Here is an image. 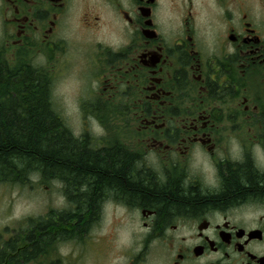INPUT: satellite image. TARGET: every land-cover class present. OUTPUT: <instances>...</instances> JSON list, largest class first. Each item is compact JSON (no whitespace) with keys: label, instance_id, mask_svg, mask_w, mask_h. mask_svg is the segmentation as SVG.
Instances as JSON below:
<instances>
[{"label":"flooded vegetation","instance_id":"1","mask_svg":"<svg viewBox=\"0 0 264 264\" xmlns=\"http://www.w3.org/2000/svg\"><path fill=\"white\" fill-rule=\"evenodd\" d=\"M0 39L9 65L43 58L53 83L56 57L80 41L87 83L97 73L104 108L128 105L119 114L131 129L123 144L75 137L204 201L166 212L121 189L98 192L66 264H264V193L214 201L245 176L264 190V0H0ZM57 228L53 249L64 243ZM37 232L3 228L0 264H38Z\"/></svg>","mask_w":264,"mask_h":264},{"label":"trees","instance_id":"2","mask_svg":"<svg viewBox=\"0 0 264 264\" xmlns=\"http://www.w3.org/2000/svg\"><path fill=\"white\" fill-rule=\"evenodd\" d=\"M49 89L47 74L23 63L9 65L0 53V183L26 185L31 175L44 183L56 181L64 186L63 194L73 205L66 212H50L34 222L32 228L41 230L37 232L41 235L38 252L44 257L51 255L53 226H59L56 234L64 238L81 234V219H88L97 205L98 192L121 189L144 205H156L166 212L204 205L172 188L144 181L138 166L125 157H101L88 139L74 138L53 108ZM246 182V176L228 181L225 194L214 199L215 203L264 193L256 185L247 188Z\"/></svg>","mask_w":264,"mask_h":264},{"label":"rangeland","instance_id":"3","mask_svg":"<svg viewBox=\"0 0 264 264\" xmlns=\"http://www.w3.org/2000/svg\"><path fill=\"white\" fill-rule=\"evenodd\" d=\"M71 46L67 53L56 57V69L52 76L54 83L47 71L48 64L43 58L33 55L20 56L17 64H24L28 68L44 69L50 79V101L55 111L61 116L63 123L77 137L88 132L94 138H104V144L116 142L128 143L127 134L131 129L128 125L127 110L119 114V107L128 108V105L108 106L104 108L101 100H97L98 85L96 83L97 73L91 78L92 69L86 67L84 60V49L79 46L80 41H69ZM4 44L0 39V47ZM6 60V55L0 50ZM72 66L66 69L68 62ZM10 65H14L10 63ZM66 65L64 68L63 66ZM83 68V69H82ZM78 72H80L79 75ZM104 72L100 73L102 76ZM90 88V89H89ZM127 96L129 94H120ZM122 98V97H121ZM125 101L126 98H123ZM131 97L128 101H132ZM127 101V102H128ZM98 110V111H95ZM98 116V117H97ZM136 127V126H134ZM138 127V123H137ZM64 186L56 181L44 183L42 178L31 175L26 185H3L0 183V231L7 227L10 230L21 229V232L28 233L34 222L44 219L50 212L57 213L73 206L64 199ZM110 212L101 225L96 229L95 235L106 233L110 225ZM108 221V222H107ZM23 225V226H21ZM15 231H9V233ZM100 236V237H101ZM3 239V238H2ZM4 240V239H3ZM124 242H130L128 235L123 238ZM56 256L46 254L40 257L38 264H66L70 255L77 256V247L74 242L60 244ZM64 262V263H63Z\"/></svg>","mask_w":264,"mask_h":264}]
</instances>
